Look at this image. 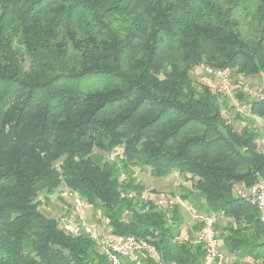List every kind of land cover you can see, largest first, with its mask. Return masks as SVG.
I'll list each match as a JSON object with an SVG mask.
<instances>
[{
	"label": "trees",
	"instance_id": "16d2710c",
	"mask_svg": "<svg viewBox=\"0 0 264 264\" xmlns=\"http://www.w3.org/2000/svg\"><path fill=\"white\" fill-rule=\"evenodd\" d=\"M201 66L264 79V0H0V264H109L46 212L40 194L63 189L164 263L201 264L176 240L182 210L156 207L135 170L189 179L180 197L215 215L227 264H264L258 211L235 194L264 179L258 130L223 115Z\"/></svg>",
	"mask_w": 264,
	"mask_h": 264
},
{
	"label": "built area",
	"instance_id": "2783aa9c",
	"mask_svg": "<svg viewBox=\"0 0 264 264\" xmlns=\"http://www.w3.org/2000/svg\"><path fill=\"white\" fill-rule=\"evenodd\" d=\"M200 69L203 74L198 84L205 87L212 95L233 99V95L240 92L248 103L264 101L263 88L249 85L234 86L230 69L213 70L203 66ZM249 117L260 125L264 133V117L253 114H249ZM235 194L257 209L259 221L264 227V179L259 178L250 186L236 188ZM70 195L73 197L70 216H60L59 223L65 233L73 236L86 235L99 246L101 254L108 259L109 264H143L146 260L154 264H166L150 239L136 238L132 235H113L110 231L101 234L86 220V203L78 194L70 193ZM144 195L158 208L179 207L181 210H190L186 201L175 194L145 193ZM194 219L200 224L194 237L184 239L179 236L176 240L188 241L190 245H201L203 249L201 264H227L228 258L221 251L214 229L215 215H194ZM107 229L109 230L108 227Z\"/></svg>",
	"mask_w": 264,
	"mask_h": 264
},
{
	"label": "rangeland",
	"instance_id": "374dc122",
	"mask_svg": "<svg viewBox=\"0 0 264 264\" xmlns=\"http://www.w3.org/2000/svg\"><path fill=\"white\" fill-rule=\"evenodd\" d=\"M200 68L201 67H197L193 71V76L197 79L198 82H200L202 78L201 75L203 74ZM258 78L259 77L248 79L239 75H235L232 77V82L234 86L249 85L251 87H259L264 89V82L261 83ZM234 95L233 99H229V104H231V106H229V108H226V110H223V115L233 120L235 128L237 130L241 129L244 126H250L251 128L258 130L257 143L259 145V148L264 151V133L262 131V128L256 121L249 117V112L247 111V109H245L244 104H239L236 107L234 106V104L236 105L238 103L234 99ZM117 153H119V151H116L114 154H112L110 158H113ZM135 171L136 180L140 182L146 189V191H144V194H152L153 192V194H175L180 196L183 193L182 188H190L191 185L189 179L181 177L180 175H178V173H172L171 175H168L164 178H155L150 176L147 172L141 173L138 170ZM39 198L40 200H47L46 212H48L49 214L59 217L65 215L67 217L70 216V210L73 205V197H71L70 193L66 189H63L62 192L48 197H45L42 193L40 194ZM188 208H190L189 205ZM182 211L185 210L182 209ZM85 214L87 222L90 225L94 226L101 234L109 231L107 229L105 220L101 218L100 213L96 212L91 206L86 205ZM219 231L220 228L217 229L218 233Z\"/></svg>",
	"mask_w": 264,
	"mask_h": 264
},
{
	"label": "crops",
	"instance_id": "0c3cea01",
	"mask_svg": "<svg viewBox=\"0 0 264 264\" xmlns=\"http://www.w3.org/2000/svg\"><path fill=\"white\" fill-rule=\"evenodd\" d=\"M257 77H259V76H257ZM258 79L260 80L261 83L264 82V79L262 77H259ZM263 143H264V141H263ZM145 191H146V189H145ZM188 201H186V203L190 206V208H189L190 210L182 211V215H183L184 219H183V225L181 228L180 237H182L184 239L189 238V237L193 238L195 233L197 232L196 227H197L198 223L194 219V215H204V214H200V213L198 214V213L192 212L191 211V205H192L191 203L192 202L190 203V201L189 202ZM221 223H222L221 226H223L225 222L223 220H221ZM220 248H221L222 253L224 255H227V251L224 249V246H223L221 241H220ZM245 262L248 264L249 260H247Z\"/></svg>",
	"mask_w": 264,
	"mask_h": 264
}]
</instances>
